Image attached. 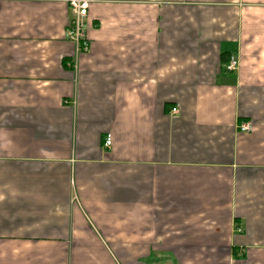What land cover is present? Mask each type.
Instances as JSON below:
<instances>
[{
  "label": "crops",
  "instance_id": "1",
  "mask_svg": "<svg viewBox=\"0 0 264 264\" xmlns=\"http://www.w3.org/2000/svg\"><path fill=\"white\" fill-rule=\"evenodd\" d=\"M71 15L0 0V264H264V0Z\"/></svg>",
  "mask_w": 264,
  "mask_h": 264
},
{
  "label": "built area",
  "instance_id": "2",
  "mask_svg": "<svg viewBox=\"0 0 264 264\" xmlns=\"http://www.w3.org/2000/svg\"><path fill=\"white\" fill-rule=\"evenodd\" d=\"M71 11V18L66 29V37L75 43V59L77 60L82 52H86L90 48V39L87 32V18L91 4L95 0H66ZM75 63V67L77 64ZM236 67V60L232 57L228 64L229 69ZM173 112L177 111V107L172 108ZM249 123H243L240 126L242 131L250 130ZM112 143L111 134L105 137L104 145L110 147Z\"/></svg>",
  "mask_w": 264,
  "mask_h": 264
}]
</instances>
